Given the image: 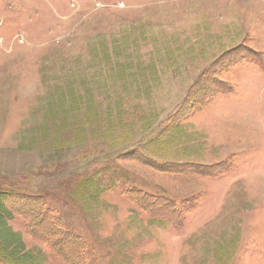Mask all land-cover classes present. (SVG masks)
<instances>
[{"label": "rangeland", "instance_id": "1", "mask_svg": "<svg viewBox=\"0 0 264 264\" xmlns=\"http://www.w3.org/2000/svg\"><path fill=\"white\" fill-rule=\"evenodd\" d=\"M233 49L246 58L216 73ZM203 72L231 91L180 104ZM7 187L43 195L88 264H264V0H0ZM131 189L182 222L150 217ZM7 224V264H65L22 218Z\"/></svg>", "mask_w": 264, "mask_h": 264}, {"label": "trees", "instance_id": "2", "mask_svg": "<svg viewBox=\"0 0 264 264\" xmlns=\"http://www.w3.org/2000/svg\"><path fill=\"white\" fill-rule=\"evenodd\" d=\"M237 52L238 49H233L230 55L229 53L224 54L222 56L223 59L217 62L218 66L216 68V73L226 70L246 58V55ZM213 76H215V74H210V72H203L200 74V76L194 80L187 91L186 97L184 96L185 98L180 104L186 102L192 108L204 106L216 94L231 91L229 86L226 88L219 87L217 84L225 86L224 82L213 79ZM198 83V88L194 91V97L186 101L189 93L192 94L193 87ZM187 112L188 107L180 106V114L177 113L179 114L178 118L180 119L181 115ZM138 154L143 159L152 161L143 154ZM157 165L162 166V164ZM169 165L173 166L174 172L201 173L205 175H217L225 170L224 168L212 169L216 170L214 172L206 169V167L198 168L201 165H194V167L190 166L186 171L183 170L182 167H177L178 165L174 163H170ZM12 188L10 187L9 189V187H7L0 190V208H2L0 210V223L8 225V220H12L15 217L22 218L26 232L41 240L42 243H44L51 252L60 257L65 264H88L89 254L85 239L78 233L64 227L62 219L56 211L48 205L46 198L41 194L22 193L17 190H12ZM124 194L128 199L139 205L152 218H159L171 224H180L182 222L183 213L180 212L179 214L177 211L178 206L170 199L165 197H153L135 189L127 190ZM189 208L190 207L187 208V211ZM175 214L177 216H175ZM10 253L12 254L13 251H10ZM0 264H7V262L5 259H0ZM27 264L35 263H29L28 261Z\"/></svg>", "mask_w": 264, "mask_h": 264}, {"label": "crops", "instance_id": "3", "mask_svg": "<svg viewBox=\"0 0 264 264\" xmlns=\"http://www.w3.org/2000/svg\"><path fill=\"white\" fill-rule=\"evenodd\" d=\"M23 221V220H22ZM23 226H24V222H23Z\"/></svg>", "mask_w": 264, "mask_h": 264}]
</instances>
